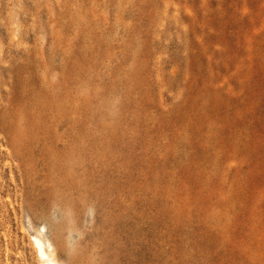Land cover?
Returning <instances> with one entry per match:
<instances>
[{"label":"rangeland","instance_id":"rangeland-1","mask_svg":"<svg viewBox=\"0 0 264 264\" xmlns=\"http://www.w3.org/2000/svg\"><path fill=\"white\" fill-rule=\"evenodd\" d=\"M50 259L264 264V0H0V264Z\"/></svg>","mask_w":264,"mask_h":264},{"label":"bare ground","instance_id":"bare-ground-1","mask_svg":"<svg viewBox=\"0 0 264 264\" xmlns=\"http://www.w3.org/2000/svg\"><path fill=\"white\" fill-rule=\"evenodd\" d=\"M40 251H41V253L44 255V254H46V252H45V250H44V248H43V246L40 244ZM49 264H57L55 261H53V260H49Z\"/></svg>","mask_w":264,"mask_h":264}]
</instances>
